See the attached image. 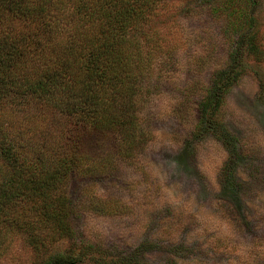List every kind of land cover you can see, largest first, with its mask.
Masks as SVG:
<instances>
[{
    "label": "trees",
    "instance_id": "16d2710c",
    "mask_svg": "<svg viewBox=\"0 0 264 264\" xmlns=\"http://www.w3.org/2000/svg\"><path fill=\"white\" fill-rule=\"evenodd\" d=\"M163 2L0 0V251L19 235L31 250L26 264L92 258L96 247L74 234L77 208L68 180L88 182L85 209L120 212L123 204L111 192L91 188L114 180L120 168H138L155 137L151 97L162 83L203 63L164 42L157 30H145ZM259 2L207 4L235 28L240 43L228 54L229 64L214 67L205 85L182 86L181 98L168 107L184 125L195 111L188 139L218 123L225 93L244 73L242 58L264 59ZM111 259L109 264H132L128 257Z\"/></svg>",
    "mask_w": 264,
    "mask_h": 264
},
{
    "label": "rangeland",
    "instance_id": "374dc122",
    "mask_svg": "<svg viewBox=\"0 0 264 264\" xmlns=\"http://www.w3.org/2000/svg\"><path fill=\"white\" fill-rule=\"evenodd\" d=\"M209 2L164 0L145 26L203 63L162 83L159 94L151 97L155 137L138 168H120L114 180L97 181L91 188L111 192L123 204L120 212L85 209L83 203L92 194L88 182L79 176L68 180L77 208L75 237L92 242L97 248L93 254L103 253L78 264L125 257L132 264H264V59L256 63L242 58L244 73L225 93L213 129L188 139L195 111L188 125L168 112L181 98L182 86L194 81L205 85L210 71L229 64L228 54L240 43L225 17L209 11ZM259 11L264 47V0ZM196 98H189V110ZM241 182L246 186L239 187ZM15 237L3 243L9 242L0 251V264L31 259V250Z\"/></svg>",
    "mask_w": 264,
    "mask_h": 264
}]
</instances>
